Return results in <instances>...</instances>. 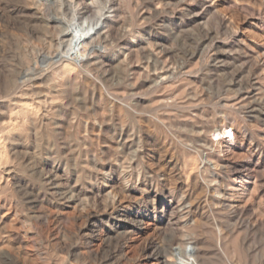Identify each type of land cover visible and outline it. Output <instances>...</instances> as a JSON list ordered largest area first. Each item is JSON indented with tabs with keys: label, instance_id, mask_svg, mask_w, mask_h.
Instances as JSON below:
<instances>
[{
	"label": "rangeland",
	"instance_id": "1",
	"mask_svg": "<svg viewBox=\"0 0 264 264\" xmlns=\"http://www.w3.org/2000/svg\"><path fill=\"white\" fill-rule=\"evenodd\" d=\"M0 148V264H264V0H0Z\"/></svg>",
	"mask_w": 264,
	"mask_h": 264
},
{
	"label": "bare ground",
	"instance_id": "2",
	"mask_svg": "<svg viewBox=\"0 0 264 264\" xmlns=\"http://www.w3.org/2000/svg\"><path fill=\"white\" fill-rule=\"evenodd\" d=\"M61 64H62V63H61ZM59 81H60V80H59ZM27 109H28V108H27ZM0 149H1V148H0ZM0 152L2 153V151H0ZM1 153H0V162H1L2 160L4 161V157H3L4 154L2 155ZM3 170H4V169H3ZM55 186H56V184H55Z\"/></svg>",
	"mask_w": 264,
	"mask_h": 264
}]
</instances>
